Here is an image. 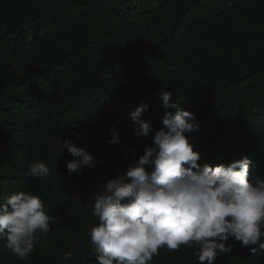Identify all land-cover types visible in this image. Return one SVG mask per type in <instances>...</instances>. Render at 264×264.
I'll list each match as a JSON object with an SVG mask.
<instances>
[{"label": "trees", "instance_id": "trees-1", "mask_svg": "<svg viewBox=\"0 0 264 264\" xmlns=\"http://www.w3.org/2000/svg\"><path fill=\"white\" fill-rule=\"evenodd\" d=\"M161 88L198 119L185 134L198 164L247 156L249 181L264 179V0H0V200L30 192L48 208L54 242L43 264H98L92 197L174 111ZM142 102L153 132L136 137L130 112ZM113 126L119 144L108 143ZM64 139L96 166L69 175ZM37 160L46 178L26 175ZM5 243L0 264H13ZM225 243L231 251L214 264H264V253ZM194 252L161 247L148 264H199Z\"/></svg>", "mask_w": 264, "mask_h": 264}, {"label": "clouds", "instance_id": "clouds-1", "mask_svg": "<svg viewBox=\"0 0 264 264\" xmlns=\"http://www.w3.org/2000/svg\"><path fill=\"white\" fill-rule=\"evenodd\" d=\"M172 95L163 88L158 93L162 107L174 111L164 112L152 144L92 197L99 223L88 235L98 264H148L161 247L174 252L181 246H195L199 264H214L219 254L231 251L225 243L230 238L252 254L264 253V179L249 181L252 162L247 156L215 166L198 164L200 153L185 135L197 130L198 119L180 103L170 102ZM149 107L142 102L130 112L136 137L153 132L151 122L142 118ZM110 131L108 143L119 144L115 127ZM60 148L75 157L66 164L69 175L96 166L95 158L69 139ZM26 175L46 178L50 171L37 160L28 165ZM52 221L38 195L21 191L0 200V240L21 260L33 252L37 233L50 232ZM73 255L69 250L64 259Z\"/></svg>", "mask_w": 264, "mask_h": 264}, {"label": "rangeland", "instance_id": "rangeland-1", "mask_svg": "<svg viewBox=\"0 0 264 264\" xmlns=\"http://www.w3.org/2000/svg\"><path fill=\"white\" fill-rule=\"evenodd\" d=\"M54 242V236L50 233H47L46 235L37 234V243L34 246L33 252L30 254V256L25 259L21 260L18 257L14 256V259L12 260L13 264H43L44 261H48V257L50 255L51 247ZM37 260H42V262H39Z\"/></svg>", "mask_w": 264, "mask_h": 264}]
</instances>
